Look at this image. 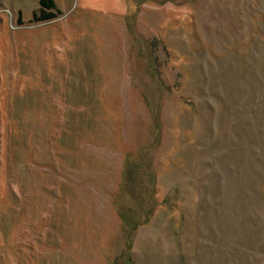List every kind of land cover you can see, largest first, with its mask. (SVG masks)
<instances>
[{
  "label": "rangeland",
  "instance_id": "1",
  "mask_svg": "<svg viewBox=\"0 0 264 264\" xmlns=\"http://www.w3.org/2000/svg\"><path fill=\"white\" fill-rule=\"evenodd\" d=\"M0 0V264H264V0Z\"/></svg>",
  "mask_w": 264,
  "mask_h": 264
},
{
  "label": "trees",
  "instance_id": "2",
  "mask_svg": "<svg viewBox=\"0 0 264 264\" xmlns=\"http://www.w3.org/2000/svg\"><path fill=\"white\" fill-rule=\"evenodd\" d=\"M60 14L53 0H38V7L32 12L31 20L34 22L47 21Z\"/></svg>",
  "mask_w": 264,
  "mask_h": 264
}]
</instances>
